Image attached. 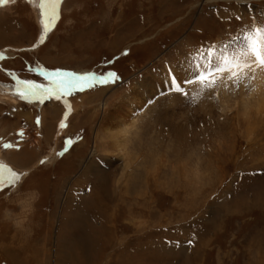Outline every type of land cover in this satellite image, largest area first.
<instances>
[{
	"label": "rangeland",
	"instance_id": "rangeland-1",
	"mask_svg": "<svg viewBox=\"0 0 264 264\" xmlns=\"http://www.w3.org/2000/svg\"><path fill=\"white\" fill-rule=\"evenodd\" d=\"M34 2H0V84L51 88L57 71L112 69L123 81L29 96L8 116L2 145L22 127L41 142L19 181L0 186V264H264V117L250 76L225 95L220 72L191 79L264 29V0H62L46 38ZM165 75L187 90L161 94ZM131 94L143 109L122 156L104 128ZM11 109L0 102V126Z\"/></svg>",
	"mask_w": 264,
	"mask_h": 264
},
{
	"label": "bare ground",
	"instance_id": "bare-ground-1",
	"mask_svg": "<svg viewBox=\"0 0 264 264\" xmlns=\"http://www.w3.org/2000/svg\"><path fill=\"white\" fill-rule=\"evenodd\" d=\"M51 1V0H50ZM62 0H52V6L47 8V4L45 0H35V10L36 14L38 15L37 17L41 18L42 21L44 22L43 25V36L46 38L48 36V33L51 30V23L53 24L56 20V17L58 16V10L56 9V3L58 5L61 3ZM59 8V7H58ZM49 12H51V16L49 15ZM50 23V24H48ZM45 24L48 25V30L47 32L44 31ZM253 42V46L255 47V50L257 53L260 51L262 47H264V35L263 33L257 32L254 34L253 39H248V40H242V41H237L235 44L232 46L230 49L223 50L219 55L216 57V59H220L221 57H224L225 55H228L230 59L228 60L227 66H223L221 64H217L216 68H221L223 69L222 71H218L221 73L223 83L221 86V89L223 91V94L226 93L225 91L227 90V87H230V84H232V81L236 77H241V74L248 75L250 76V89L252 90V95H255L257 97V103L254 104V110L256 115H263L264 117V66L258 64V63H253L255 59H257L256 56L252 54V49L253 48H246L244 45H247V43ZM204 65V64H203ZM246 65H251L250 67ZM207 67H201L199 69V72L204 71ZM198 69V67H197ZM216 72V73H218ZM77 73V72H76ZM233 73H235L233 75ZM79 75H88L87 72L83 73H77ZM191 74V73H190ZM199 75V74H198ZM167 79H169L167 85L171 88L170 85V80L173 76L171 75H165ZM189 76V75H188ZM236 76V77H234ZM58 79V78H57ZM237 79V78H236ZM162 82V81H161ZM166 83V82H165ZM180 83V82H179ZM177 83V85L180 87L181 85ZM154 85V84H152ZM168 87V89H170ZM182 87V86H181ZM250 90V91H251ZM22 92V91H21ZM18 92L14 91L11 89V87H7V85L0 84V102L5 103L7 105H10L12 107L11 111L9 114H7L3 119L2 123L0 126V133H3V128L6 127L7 125H10L11 122L8 119L11 117L17 108L23 107V98L20 97ZM225 95V94H224ZM143 97V96H142ZM134 95L131 94L125 100H120L117 105H116V113L118 114L119 112H122L121 115L126 116L123 118L120 115H115L116 113L109 114L108 122L106 123V127L104 128L105 132L114 137V146L115 148L119 151L118 154L120 155H125L123 154L125 151L124 150V145H125V139L129 135V131L131 128L135 126V122L138 118V112L143 109V105L140 102L137 107L133 106V102L135 101ZM138 98V97H137ZM32 98L28 97L26 100L29 102ZM133 99V100H132ZM25 100V101H26ZM225 100V98H224ZM40 103L43 101V99L38 100ZM138 101V100H137ZM136 101V102H137ZM105 104V103H104ZM248 107V106H247ZM247 112L245 114H249L250 108H247ZM142 113V112H141ZM252 113V112H251ZM120 114V113H119ZM9 116V117H8ZM250 116V115H249ZM28 117V115H27ZM29 118V117H28ZM110 118V119H109ZM251 118V117H250ZM46 119V118H45ZM255 123H258V120H254ZM106 122V121H105ZM115 122V123H114ZM42 124V123H41ZM40 124V131L42 130V125ZM256 129L255 126L251 129V126L249 128L250 132L254 134V130ZM26 127H22L20 130L21 134L23 135V140H19L18 142L12 144L15 146V148H20V149H5L4 145L0 143V180H6L9 178L11 175V172H22L23 170H27L31 166V164L34 162L35 158V146L34 144H38V142H41V135L40 132H36L37 135L39 134L40 136L35 138L34 136H31L30 134L28 135ZM5 134V133H4ZM98 136V133L96 134V137ZM128 140V139H127ZM2 142V141H0ZM5 144V143H4ZM96 147V144H95ZM22 151L23 157L21 158V165L20 163L16 164L14 163V160L9 159V155L16 154L18 152ZM58 153L61 152V147L57 148ZM97 150L94 149L92 151L93 153H97ZM11 152H13L11 154ZM57 154V152H56ZM56 154L54 157H56ZM14 158V157H13ZM18 159V158H17ZM23 160V161H22ZM130 160V159H129ZM128 161V160H127ZM126 161V162H127ZM131 163V162H130ZM20 165V166H19ZM129 166V163L126 164V167ZM22 169L20 170L19 168Z\"/></svg>",
	"mask_w": 264,
	"mask_h": 264
},
{
	"label": "snow or ice",
	"instance_id": "snow-or-ice-1",
	"mask_svg": "<svg viewBox=\"0 0 264 264\" xmlns=\"http://www.w3.org/2000/svg\"><path fill=\"white\" fill-rule=\"evenodd\" d=\"M2 3H7V0H0ZM59 2V0H57ZM48 25L45 24L44 31L47 32ZM252 54L257 57L253 61V63H258L262 66H264V47L260 49V51L257 53L255 49H252ZM250 67L251 65H246ZM221 68H215L213 69L211 67V62L209 61L208 67L199 73V75L196 77L197 80H204L207 77L211 76L216 71H222ZM234 75V73H233ZM54 76L58 79H54L53 81V87L49 88L47 86H42L35 84L31 81H22V83L26 86L25 89L22 92H19L21 98L27 99L29 96L35 97L37 100H41L43 96H48L49 98H56L59 99L60 95H70L73 93L74 90L83 91L84 90V83L93 79H97L96 74H88V75H79L75 72H59L57 71L54 73ZM116 74L113 72H107L105 74H100L98 77V83L99 84H105L109 82L110 78H115ZM183 84H191L193 81L191 79L185 80L181 82ZM212 83V81H210ZM170 85L172 90L181 91L182 89L177 85L175 77H172L170 80ZM89 88L94 87L95 85L89 83L87 85ZM187 94V93H185ZM61 127H64L65 125L61 124ZM68 143H71V140L68 141ZM5 148H11V144H5ZM64 153L61 152L59 155H63ZM20 179V175H18L15 172H11V179L9 180H0V186L4 184L8 185H14L16 182H18Z\"/></svg>",
	"mask_w": 264,
	"mask_h": 264
},
{
	"label": "crops",
	"instance_id": "crops-1",
	"mask_svg": "<svg viewBox=\"0 0 264 264\" xmlns=\"http://www.w3.org/2000/svg\"><path fill=\"white\" fill-rule=\"evenodd\" d=\"M108 244H110V243H108ZM111 259V258H110ZM77 260V259H76ZM135 261H137V259H135ZM116 262V260L115 261H112V259L110 260V263H115ZM118 262V261H117ZM123 262V259H121V261H120V263H118V264H121ZM133 264H136V263H134L133 262Z\"/></svg>",
	"mask_w": 264,
	"mask_h": 264
}]
</instances>
